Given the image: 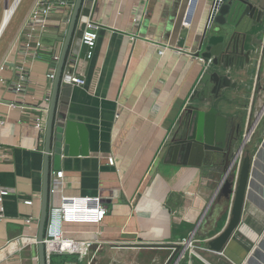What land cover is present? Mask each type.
<instances>
[{
	"label": "crops",
	"instance_id": "0c3cea01",
	"mask_svg": "<svg viewBox=\"0 0 264 264\" xmlns=\"http://www.w3.org/2000/svg\"><path fill=\"white\" fill-rule=\"evenodd\" d=\"M34 1L16 25L10 27L17 8L6 24L0 19V191L9 190L0 195V264H39L34 240L42 207L47 112L34 107L51 94L49 48L61 51L59 37H64L73 8V0H48L49 25L36 35L46 50L33 58L16 37ZM188 6L189 0L84 1L71 52L82 55L79 66L86 84L61 86L56 124L65 126L70 119L82 125L83 131L75 129L73 147L80 153L85 145L89 154H53L50 185L63 171L64 194L99 195L108 213L99 224L66 223L65 236L93 245L79 263L67 260L65 255H77L67 252L57 254L62 258L56 264H165L174 251L170 245L190 235L198 239L196 249L208 253L200 259L204 264H264L253 251L264 239L259 231L264 212L252 201L246 204L241 232L223 253L205 243L220 233L230 215L231 200L218 193L223 158L215 161L208 155L201 166L184 164L171 148L183 135L184 109L208 67L197 53L211 0H200L192 23L185 25ZM89 17L100 26L91 59L85 58L80 31ZM256 66L241 76L232 73L237 89L243 90L230 92L237 102L234 109L219 105L230 126L236 122L242 130L248 114L245 89L252 87ZM21 67L25 89L17 92ZM259 195L264 198V192ZM247 222L253 233L246 232ZM251 254L256 262L249 261ZM193 256L179 264H195Z\"/></svg>",
	"mask_w": 264,
	"mask_h": 264
},
{
	"label": "water",
	"instance_id": "95a60500",
	"mask_svg": "<svg viewBox=\"0 0 264 264\" xmlns=\"http://www.w3.org/2000/svg\"><path fill=\"white\" fill-rule=\"evenodd\" d=\"M84 1L73 0L66 33L64 37H59L60 40H63V44L52 84L44 133L42 207L36 236L39 264H49L44 238L49 213L53 154L58 157L61 155L89 154L85 145L80 153H77L73 147L75 129L79 127L83 131L82 125L70 119L65 122V126L62 123L56 124L62 72L65 61L71 52V46L78 35V25L81 21ZM258 1L221 0L216 2V0H211L210 15L197 55L206 61L212 58V63L202 73L200 87L195 89L192 102L184 109L185 116L179 128L183 135L175 139L174 145L171 146L175 154L182 157L184 164L201 166L208 155H212L215 161L219 157L223 158V173L218 186V193L231 200L230 215L226 226L220 233L205 241L211 251L219 254L223 253L229 242L237 236L238 232H241L240 227L248 201L255 203L264 212V198L259 195V192H264V139L256 154L251 155L247 150L235 181L234 177L228 175L229 158L230 156L234 157L241 147L240 126L236 122L230 126L229 116L219 109V105H222L224 109L233 110L237 102L232 98L233 94L230 92L232 90H239V93L243 91L237 89L238 82L232 78V73L241 76L249 71L248 64L246 66V64L239 62V59L236 60L237 57L234 55L237 51L236 38L241 33V25H238V22L242 18L246 6L259 5L260 13L264 14V2L259 4ZM8 4V0H6L5 8H8ZM259 245L264 247V239L254 246V255L261 254L264 260V253ZM170 248H174V251L165 264L179 263L182 259L179 257L183 251L181 244H172ZM249 261H255L252 254Z\"/></svg>",
	"mask_w": 264,
	"mask_h": 264
},
{
	"label": "built area",
	"instance_id": "2783aa9c",
	"mask_svg": "<svg viewBox=\"0 0 264 264\" xmlns=\"http://www.w3.org/2000/svg\"><path fill=\"white\" fill-rule=\"evenodd\" d=\"M16 0H13L14 3ZM22 0H18L17 9ZM221 0H216V2ZM72 2V1H71ZM200 0H189V6L184 17V24L190 25L194 19L196 8ZM66 3V1H63ZM11 2L8 4L10 6ZM73 7V2L71 3ZM217 5V3H216ZM216 7V6H215ZM7 9V8H5ZM16 9V10H17ZM52 9L51 3L48 0H35L32 6V9L23 23L17 37L16 42L21 43L22 48L28 54H31L33 58H36L41 50H46L44 43L36 37L37 34L45 30L49 25V12ZM216 9V8H215ZM5 12V11H4ZM69 22V20H68ZM210 25V24H209ZM99 24L96 23L90 17L85 21L84 26L81 31V42L86 47L85 58L91 59L93 57L94 49L98 40V31ZM80 29V23L78 25ZM67 30V29H66ZM66 31L64 32L65 35ZM168 47L165 46L159 50L160 54H163L165 49ZM51 52V67L47 73L48 82L50 89H52V84L55 79L57 65L60 59V49L57 51L49 48ZM264 58V55L260 56V59L257 62L256 73L254 72L253 84L251 87V93L248 97L246 109L249 112V115L246 117V124L242 133L241 147L235 156L232 158V161L229 165L228 175L234 177V180H237L239 171L242 165L244 158V152L246 146L251 141L252 136L256 130V127L259 125L262 116L258 115L255 122L251 125V117L253 112V106L257 94H261L264 90L260 88L259 78H260V68L261 63ZM200 60L206 66H211L212 58L205 60L203 57ZM82 61V55L78 51L70 52L68 55L63 72L61 85H70V86H84L86 84V79L83 72L80 69V62ZM258 68V70H257ZM26 78L25 73L23 72V67L20 68V73L18 79L15 82L14 89L17 92L24 91L23 82ZM50 94L46 97L43 105L35 106L34 109L37 111H46L49 107ZM15 105V103H12ZM263 109V107H262ZM261 113V112H260ZM259 113V114H260ZM40 130L43 131L41 123L36 125ZM2 159V148L0 147V160ZM109 163L114 164L115 160L113 157H109ZM63 176V171H58L56 178L51 184L50 194L58 195L57 198H49V208H48V222L46 227V233L44 238V243L46 246V256L49 264L51 263L53 254H64L69 252L72 254H77L81 259L86 258L89 255V251L93 245L91 241H80L71 237L65 236L64 225L66 223L70 224H81V223H91L99 224L101 223L106 214L108 213V208L103 202V199L99 195H66L61 191V177ZM9 193L8 189L2 188L0 195H6ZM30 202V201H29ZM20 240V239H19ZM36 242V239L34 240ZM193 235H190L187 238H184L180 241V244H183L184 251L182 255L185 254L187 250L191 253L196 254V245ZM180 254L179 258H182Z\"/></svg>",
	"mask_w": 264,
	"mask_h": 264
},
{
	"label": "rangeland",
	"instance_id": "374dc122",
	"mask_svg": "<svg viewBox=\"0 0 264 264\" xmlns=\"http://www.w3.org/2000/svg\"><path fill=\"white\" fill-rule=\"evenodd\" d=\"M5 1L6 0H0V19L4 15ZM12 1L13 0H8V3L12 2ZM32 1L33 0H22L21 1L20 5L18 6V9H17V11H16V13H15V15L13 17V20L11 22L10 27L16 25L21 20V18L24 15L26 9L29 7V5L31 4ZM258 83H259L260 86L264 85V58H263L262 63H261L260 78H259V82ZM262 107L264 109V91L261 94H257L256 95L254 106H253L252 117H251V125H252V123L255 122L257 116L262 111ZM260 122H264V113H263V116H262ZM262 124L263 123H259V125L256 127V130H255V132H254V134L252 136L251 141L246 146L244 156L246 155L247 150L250 152L251 155H253V154H256L257 150L259 149V147H260V145H261V143H262V141L264 139V127L262 126ZM263 217H261V219H260V221H261L260 222L261 226H260V229H259V231L261 230L260 232L264 231V218ZM247 225H244V227L246 228L245 230H248L246 232L253 233L255 231L253 229V227H251L248 222H247ZM247 241H248V243H250L251 240L249 241V238H247ZM195 245H196V248L199 246L198 239H197V241H195ZM183 251H184V248H183ZM187 251L183 255H182V252H181V255L183 256L182 259H181L182 261H184L185 259H187V258H189L191 256V252L188 251V253H187ZM90 252H91V250L89 251V253ZM201 252H204V251H200L199 249H196V254H194L195 256H193L194 260H196L194 262L195 264H204V263H202L200 261V259H202V258L205 259L206 256H208V253L204 252V254H203ZM59 256H60V258H62L61 255H57V254H53L52 255L53 264H56L58 262V259H60ZM65 258H67V260L69 259V260H72V261H74L76 263H79V256L78 255H65ZM182 261H180V263Z\"/></svg>",
	"mask_w": 264,
	"mask_h": 264
},
{
	"label": "flooded vegetation",
	"instance_id": "af4514ba",
	"mask_svg": "<svg viewBox=\"0 0 264 264\" xmlns=\"http://www.w3.org/2000/svg\"><path fill=\"white\" fill-rule=\"evenodd\" d=\"M258 2L259 4H262L264 0H259ZM258 6L259 5L246 6L244 8L242 18H240L238 22V25H241L240 27L241 33L240 36H237L236 38L237 51L236 53H234V55H236L237 57L236 60L239 59V62L246 64V66L248 64V67L255 66L257 64L260 53L262 56L264 55V48H263L264 47V14L260 13ZM234 61H235V56H234ZM249 89H251V85L250 87L248 86L245 89L246 91L245 94L247 95L246 98L249 97L248 94V92H250ZM242 133L243 130L240 127V140L242 139ZM232 158L233 156H230L229 158L230 163L232 161Z\"/></svg>",
	"mask_w": 264,
	"mask_h": 264
},
{
	"label": "bare ground",
	"instance_id": "6f19581e",
	"mask_svg": "<svg viewBox=\"0 0 264 264\" xmlns=\"http://www.w3.org/2000/svg\"><path fill=\"white\" fill-rule=\"evenodd\" d=\"M17 2H18V0H16L14 3H12L11 2V4H10V6L5 10V13H4V17H2V19H3V21H2V25H4V24H6L7 23V21H8V19L10 18V16H11V14H12V12H13V10L16 8V6H17ZM16 11V10H15ZM15 13V12H14ZM14 13H13V15H14ZM2 27V26H1ZM0 27V28H1ZM2 29V28H1ZM1 36V35H0ZM260 56H261V53H260ZM260 56H259V59H260ZM257 70H258V68H257ZM248 94H249V92H248ZM248 99V98H247ZM263 113H264V109H262V111H261V113L259 114L260 116H262L263 115ZM249 115V112H248V114H247V116ZM181 246L182 247H184L183 246V244H181Z\"/></svg>",
	"mask_w": 264,
	"mask_h": 264
},
{
	"label": "trees",
	"instance_id": "16d2710c",
	"mask_svg": "<svg viewBox=\"0 0 264 264\" xmlns=\"http://www.w3.org/2000/svg\"><path fill=\"white\" fill-rule=\"evenodd\" d=\"M260 123H263L262 126L264 127V122H260Z\"/></svg>",
	"mask_w": 264,
	"mask_h": 264
}]
</instances>
